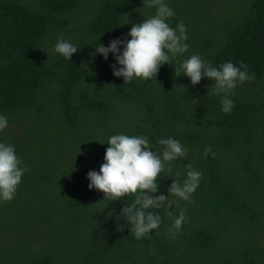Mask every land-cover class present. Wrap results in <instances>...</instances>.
Segmentation results:
<instances>
[{
    "label": "trees",
    "instance_id": "16d2710c",
    "mask_svg": "<svg viewBox=\"0 0 264 264\" xmlns=\"http://www.w3.org/2000/svg\"><path fill=\"white\" fill-rule=\"evenodd\" d=\"M165 2L189 48L169 53L155 77L124 83L113 55L93 54L92 41L107 45L153 15L145 0H0V113L9 120L0 140L28 166L14 197L0 202V264H264V0ZM60 35L77 47L71 60L53 50ZM193 53L215 66L243 61L255 74L230 94V112L213 80L192 85L174 74ZM120 132L146 135L156 151L167 136L187 147L186 159L166 163L159 193L189 166L201 171L189 200L168 195L173 217L180 209L187 217L175 238L166 209L137 239L116 218L134 197L107 202L87 186L105 140Z\"/></svg>",
    "mask_w": 264,
    "mask_h": 264
},
{
    "label": "clouds",
    "instance_id": "9594fccd",
    "mask_svg": "<svg viewBox=\"0 0 264 264\" xmlns=\"http://www.w3.org/2000/svg\"><path fill=\"white\" fill-rule=\"evenodd\" d=\"M145 3L148 7L155 8L153 15L144 17L141 22L132 23L126 34L111 39L107 45L97 39L92 41L95 42L93 54L99 53L104 59L108 58L109 53L113 55L114 62L110 64L112 74L122 77L124 83L136 78L155 77L161 64L172 62L171 57H176L189 48L186 26L183 21H177L175 27L170 25L169 18L176 14L165 0H145ZM126 22L127 19L123 23ZM53 50L71 60V54L77 52V47L60 35L56 38ZM181 73L189 78L192 85L199 83L202 77L213 80L210 91L213 95H220L221 108L225 113L232 110L234 101L230 94L237 84L254 79L255 76L248 72L243 61L236 65L227 60L215 66L196 53L182 59L179 66L174 68L175 75ZM8 124V117L0 113V132ZM105 141L107 147L99 169H89L86 172L87 186L102 191L107 202L132 195L134 198L131 203L121 207L116 218L127 221L129 231L137 239L146 237L162 223L157 209L164 208L167 215L173 217L171 206L174 201L169 200L168 195L178 198L176 203L179 200H189L199 185L202 173L189 166L183 182L172 179L165 195L158 192V177L164 175L166 163L186 159L188 155L187 147L179 139L172 136L160 137L157 143L163 147L159 151L153 149L146 135L120 132L109 135ZM210 151L211 147L207 146L204 154L207 155ZM27 171L28 166L22 165L14 144L0 140V202L14 197L17 186ZM111 214L110 212L109 215ZM186 220L185 210L180 209L169 228L172 238H175ZM117 228H123V225L117 224Z\"/></svg>",
    "mask_w": 264,
    "mask_h": 264
}]
</instances>
